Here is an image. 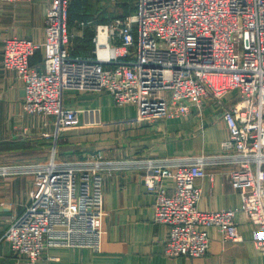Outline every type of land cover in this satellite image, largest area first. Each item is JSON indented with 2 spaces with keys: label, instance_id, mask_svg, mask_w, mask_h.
I'll return each instance as SVG.
<instances>
[{
  "label": "built area",
  "instance_id": "obj_1",
  "mask_svg": "<svg viewBox=\"0 0 264 264\" xmlns=\"http://www.w3.org/2000/svg\"><path fill=\"white\" fill-rule=\"evenodd\" d=\"M71 1H50L42 43L21 36L3 41L2 67L22 79L27 113L53 117L56 135L79 123V111L63 103L67 90L107 92L118 106L135 105L148 123L201 111L212 97L223 104L228 136L215 154L109 160L93 153L76 161L52 155L43 163L0 166V174L31 173L36 183L3 239L31 264L53 246L99 250L104 174L129 168L142 171L155 195L153 221L168 226L164 254L203 256L209 226L223 239L241 240L237 209L198 208L196 179L208 166L226 165L239 210L257 227L252 241L264 254V0H137L132 13L96 24L83 56L69 46ZM38 48L40 71L30 66ZM167 179L172 193L163 186Z\"/></svg>",
  "mask_w": 264,
  "mask_h": 264
},
{
  "label": "crops",
  "instance_id": "obj_2",
  "mask_svg": "<svg viewBox=\"0 0 264 264\" xmlns=\"http://www.w3.org/2000/svg\"><path fill=\"white\" fill-rule=\"evenodd\" d=\"M50 1H0V166L43 163L52 155L60 161H76L94 153L110 160L194 156L221 150L228 130L222 118L223 104L212 97L206 99L201 111L193 108L188 116H158L148 123L138 118L135 105L118 106L107 92L67 90L63 103L79 111V123L56 135L53 117L27 113L22 79L2 67L3 41L21 36L42 43ZM76 2L72 0L69 5V46L76 54H89L95 28L92 17L83 20L72 16ZM30 66L43 69L42 48L31 56ZM231 169L208 166L206 175L195 184L201 188L199 209H237L239 241L223 239L216 227L209 226L210 247L205 255L166 256L163 250L168 226L153 221L155 195L144 185L141 170L126 168L104 174L105 214L99 250L53 246L33 264H264V254L252 241L257 227L239 210V194L231 187ZM35 186L31 173L0 174V264H31L13 251L3 234L25 210ZM163 186L172 193L170 179Z\"/></svg>",
  "mask_w": 264,
  "mask_h": 264
},
{
  "label": "rangeland",
  "instance_id": "obj_3",
  "mask_svg": "<svg viewBox=\"0 0 264 264\" xmlns=\"http://www.w3.org/2000/svg\"><path fill=\"white\" fill-rule=\"evenodd\" d=\"M85 8L82 9V13H87L89 17H92V25L94 28L98 23L107 22L110 18H113V6L116 4V0H82ZM103 17L105 19H103ZM103 19V20H102Z\"/></svg>",
  "mask_w": 264,
  "mask_h": 264
},
{
  "label": "trees",
  "instance_id": "obj_4",
  "mask_svg": "<svg viewBox=\"0 0 264 264\" xmlns=\"http://www.w3.org/2000/svg\"><path fill=\"white\" fill-rule=\"evenodd\" d=\"M76 7L72 10V16L82 18L83 20H89L91 17L87 15V13H82V9L85 8L84 2L82 0H76ZM136 1L137 0H116V4L113 6V18L116 17H124L130 13H132L135 10L136 7ZM69 16L71 15L70 9L68 10ZM103 19H105L103 17ZM102 19V20H103ZM111 19V18H110ZM92 35V32H91ZM73 55H87V54H76L73 51H71Z\"/></svg>",
  "mask_w": 264,
  "mask_h": 264
}]
</instances>
